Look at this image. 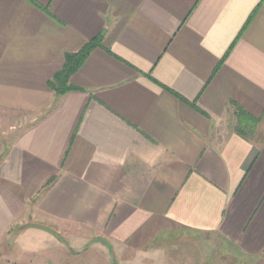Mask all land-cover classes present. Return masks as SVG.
<instances>
[{
    "label": "crops",
    "instance_id": "1",
    "mask_svg": "<svg viewBox=\"0 0 264 264\" xmlns=\"http://www.w3.org/2000/svg\"><path fill=\"white\" fill-rule=\"evenodd\" d=\"M13 113L0 264H264V0H0Z\"/></svg>",
    "mask_w": 264,
    "mask_h": 264
},
{
    "label": "trees",
    "instance_id": "2",
    "mask_svg": "<svg viewBox=\"0 0 264 264\" xmlns=\"http://www.w3.org/2000/svg\"><path fill=\"white\" fill-rule=\"evenodd\" d=\"M102 41L103 34H100L94 39L88 41L87 44L80 51L66 54L63 67L49 81L50 88L53 89L59 95L74 90V86L70 84L71 76L82 65V63L85 61L90 52L97 46H101ZM250 120L246 121L245 119L241 118L240 122L241 124L245 122V126H239V128H241V130H246L249 127H252V125L254 124H252ZM53 181L54 179L49 181V183L46 185V188H48L53 183Z\"/></svg>",
    "mask_w": 264,
    "mask_h": 264
},
{
    "label": "rangeland",
    "instance_id": "3",
    "mask_svg": "<svg viewBox=\"0 0 264 264\" xmlns=\"http://www.w3.org/2000/svg\"><path fill=\"white\" fill-rule=\"evenodd\" d=\"M33 119L26 115H21L20 113H13V115H0V142L2 146L8 143V140L13 138L22 129L30 124ZM13 126V127H12ZM226 261V259H224Z\"/></svg>",
    "mask_w": 264,
    "mask_h": 264
}]
</instances>
